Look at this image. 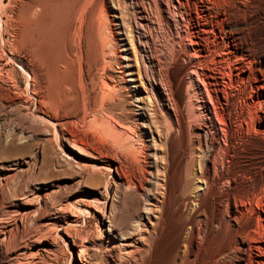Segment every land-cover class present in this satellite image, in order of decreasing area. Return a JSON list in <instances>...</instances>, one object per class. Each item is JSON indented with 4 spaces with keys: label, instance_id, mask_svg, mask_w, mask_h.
I'll return each mask as SVG.
<instances>
[{
    "label": "bare ground",
    "instance_id": "6f19581e",
    "mask_svg": "<svg viewBox=\"0 0 264 264\" xmlns=\"http://www.w3.org/2000/svg\"><path fill=\"white\" fill-rule=\"evenodd\" d=\"M93 1L25 0L13 19L20 18L27 24L20 35L30 39L44 38L47 42L48 33L52 32L51 24L67 21L77 10L82 17L87 4ZM253 1L176 0L179 7L183 2L190 5L193 16L186 52L179 53L178 63L168 77L167 105L174 116V130L164 134L158 148L160 155L154 158L155 171L151 176L154 188L133 214L128 211L130 209L119 206L107 214L106 201L110 193L106 184L110 176L107 175L94 195L95 201L102 204V212L96 219L99 239L108 245L98 244L97 254L102 257L89 260L84 239L85 235L93 233L65 231L70 249H78L75 264H103L105 260L107 264H264V0H256L258 8L252 7L247 16L240 9V6L252 5ZM94 6L87 19L92 20L97 9ZM37 11L45 13V19L37 18ZM246 19L253 23L252 29L242 28L238 34H230L226 41L221 38L229 20L244 26ZM76 30L79 45H83L78 58L85 57L82 60L85 65L89 55L98 61L100 44L94 26L83 38L79 36V27L76 26ZM12 46H15L14 41ZM129 50L125 45L126 55ZM59 53L62 54L60 50ZM67 58L62 61L68 65ZM126 67L131 70L133 66L127 64ZM129 74L132 78L128 81L141 96L137 108L142 117L144 92L141 84H137L135 73ZM189 74L202 109L199 127L189 123L191 118L188 119L186 112L185 86ZM79 87L83 88L81 83ZM98 99L97 92L91 93L90 105L95 106ZM192 116L196 115L192 113ZM235 136L245 139L235 144ZM71 149L80 156L79 167L88 175L91 171L90 182L100 180L102 168L111 175L114 169L111 165L105 167L89 161L85 157L96 158L82 154L76 147ZM25 165V158L0 164V181L12 179L17 168ZM114 170L123 182L120 169ZM39 189L40 197L48 190ZM112 201L118 202L115 198ZM29 205L19 200V209L14 215L11 212L15 205L4 206L5 209L1 205L0 264H40L38 255L47 231L56 227L53 230L56 232L60 227L78 223L77 216L72 213L59 210L50 217L38 207L41 205L38 204L37 209H30ZM72 205L75 209L79 207L76 203ZM86 213L91 214L87 209ZM7 215L13 217V224L4 221L9 218L5 217ZM35 217L42 233L35 236L32 233V239L28 240L30 234L26 235L24 221ZM61 217L66 220L59 225L57 220Z\"/></svg>",
    "mask_w": 264,
    "mask_h": 264
},
{
    "label": "rangeland",
    "instance_id": "374dc122",
    "mask_svg": "<svg viewBox=\"0 0 264 264\" xmlns=\"http://www.w3.org/2000/svg\"><path fill=\"white\" fill-rule=\"evenodd\" d=\"M23 1L0 0V164L27 159V165L17 168L12 179L0 181V208L15 205L11 212L14 215L21 200L30 204V209L42 207L46 216L54 217L59 210L72 213L77 216V224L60 227L56 232L53 231L56 227H51L52 230L45 232V244L40 246L38 261L40 264H75L78 249H70V244L66 243L67 230L93 233L85 235L84 245L88 259L94 261L102 257L97 254V245L107 244L99 239L96 219L102 212V204L95 201L94 195L107 175L110 176L106 182L110 192L107 214L115 206L130 209L133 214L154 188L151 182L154 158L160 155L158 148L164 134L174 130V116L167 105L168 77L178 63L179 53L186 52L193 10L186 2L179 7L176 0H95L87 4L82 17L77 10L67 21L51 24L52 32L45 42L44 38L20 35L27 24L20 18H15L16 21L13 16L16 17ZM94 5L97 9L92 20L87 19ZM250 5L240 6L245 16L252 7L258 8L256 0ZM36 14L37 18L45 19V13L37 11ZM90 20L93 23L90 24ZM250 21L246 19V24L239 26L229 20L222 37L217 31L218 37L226 41L230 34H238L242 28L252 29ZM89 25L94 26L101 57L95 61L89 55L85 65L82 61L85 57L78 58L83 45H79L75 29L79 27V36L83 38L89 28L93 29ZM13 41L15 46H12ZM125 45L130 49L127 55ZM64 52L69 54L64 55ZM66 57L68 65L62 61ZM127 64L133 66L131 70L127 69ZM131 72L135 73L137 84H141L144 92L142 117L137 108L141 96L128 81L132 78ZM189 76H186L189 79L185 86L186 112L188 119L191 118L189 123L199 127L202 109L191 84L192 75ZM93 92L99 94L95 106L90 105ZM244 139L235 136L233 143ZM71 147L96 158L85 157L89 161L119 168L124 181L114 169L110 175L102 168L100 180L90 182L91 171L88 175L79 167L80 156ZM39 188L48 189L45 197H40ZM113 198L119 203L113 202ZM75 203L81 211L73 207ZM86 209L90 210V215ZM10 216H5L10 221L7 218L4 221L13 224ZM29 219L24 221L26 235L30 234L28 240L41 235L39 224L35 223L38 218ZM65 220L61 217L57 223L63 224ZM119 229L123 228L119 226Z\"/></svg>",
    "mask_w": 264,
    "mask_h": 264
}]
</instances>
